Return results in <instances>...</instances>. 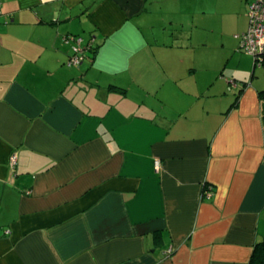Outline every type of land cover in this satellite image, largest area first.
<instances>
[{"label":"crops","instance_id":"crops-1","mask_svg":"<svg viewBox=\"0 0 264 264\" xmlns=\"http://www.w3.org/2000/svg\"><path fill=\"white\" fill-rule=\"evenodd\" d=\"M1 2L0 264H249L264 73L235 35L252 0ZM76 37L99 47L79 66Z\"/></svg>","mask_w":264,"mask_h":264},{"label":"built area","instance_id":"built-area-1","mask_svg":"<svg viewBox=\"0 0 264 264\" xmlns=\"http://www.w3.org/2000/svg\"><path fill=\"white\" fill-rule=\"evenodd\" d=\"M2 11V2L0 0V12ZM249 26L245 32L236 34L235 37L239 41V48L254 59V68L264 67V0H253L248 12ZM75 53L69 60V65L79 66L86 59V51L84 49L93 45L86 43L82 38L76 37ZM235 85V83H234ZM17 155H12L11 163L16 164ZM158 164V162H157ZM204 196H211L213 190L206 186ZM173 249H169L166 254H172Z\"/></svg>","mask_w":264,"mask_h":264},{"label":"trees","instance_id":"trees-1","mask_svg":"<svg viewBox=\"0 0 264 264\" xmlns=\"http://www.w3.org/2000/svg\"><path fill=\"white\" fill-rule=\"evenodd\" d=\"M252 2H253V0H252ZM248 12H249V10H248ZM98 48H99L98 46L97 47L96 46L91 47V51L93 53L92 59L96 55ZM241 51H243V50H241ZM260 96L263 99V120H264V90L260 91ZM249 264H264V238L255 244L252 256H251L250 261H249Z\"/></svg>","mask_w":264,"mask_h":264},{"label":"rangeland","instance_id":"rangeland-1","mask_svg":"<svg viewBox=\"0 0 264 264\" xmlns=\"http://www.w3.org/2000/svg\"><path fill=\"white\" fill-rule=\"evenodd\" d=\"M215 20L217 21L216 22V25H217V29L220 31V32H222L221 31V29L222 28H224L223 27V20H224V17L222 16V15H219L218 17H216L215 18ZM225 30H227V29H225ZM209 32H207V31H205L204 30V35H207ZM209 35H210V33H209ZM215 46H212V49H218V51H221V49H223V47H222V40H223V37H222V35L221 34H217V36L215 37ZM240 52H242V53H245L244 51H240ZM246 54V53H245ZM249 55V54H248ZM251 56V55H250ZM252 57V56H251ZM252 59H253V57H252ZM252 67H254V59H253V64H252ZM230 68H232L231 66H230ZM229 68V69H230ZM235 70H237V68H235V67H233ZM257 69V72H261V71H263V73H264V69H262L261 67H259V68H256ZM250 78H251V72H250Z\"/></svg>","mask_w":264,"mask_h":264}]
</instances>
